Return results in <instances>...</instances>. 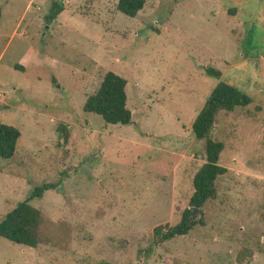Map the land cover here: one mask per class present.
Returning <instances> with one entry per match:
<instances>
[{
	"label": "rangeland",
	"instance_id": "rangeland-1",
	"mask_svg": "<svg viewBox=\"0 0 264 264\" xmlns=\"http://www.w3.org/2000/svg\"><path fill=\"white\" fill-rule=\"evenodd\" d=\"M118 1L0 0V122L22 133L0 158V217L57 184L31 202L42 243L0 237V264H264V0H148L134 17ZM108 71L128 81L129 124L84 110ZM220 81L252 98L217 120L228 171L205 225L155 245L190 206L193 123Z\"/></svg>",
	"mask_w": 264,
	"mask_h": 264
},
{
	"label": "trees",
	"instance_id": "trees-1",
	"mask_svg": "<svg viewBox=\"0 0 264 264\" xmlns=\"http://www.w3.org/2000/svg\"><path fill=\"white\" fill-rule=\"evenodd\" d=\"M148 0H119L118 10L134 17L145 7ZM53 13L48 16L52 21L64 7L56 3ZM16 67L23 68L17 64ZM210 75L220 78L222 72L218 68L208 67ZM128 81L114 71H108L103 77L98 89L88 96L84 110L101 115L108 123L129 124L133 112L128 107ZM252 98L239 87L226 81H220L213 89L205 104L199 111L194 123L193 131L196 137L205 141L206 161L193 178L194 192L181 220L171 225L169 223L157 225L154 228V244L163 243L177 236L189 234L197 225H205L203 217L194 212L193 208L202 209L204 205L216 196L217 181L228 168L220 164L224 143L214 136L217 120L222 111L231 112L237 107L245 106ZM60 136L67 141L69 131L63 124L59 127ZM21 130L11 124L0 122V158L12 159L16 152ZM56 183L45 182L32 190L29 197L19 202L12 210L0 217V237L12 242L37 247L42 243L44 234V215L31 202L41 198L48 189H55ZM98 264H116L101 260ZM140 264V263H136Z\"/></svg>",
	"mask_w": 264,
	"mask_h": 264
},
{
	"label": "water",
	"instance_id": "water-1",
	"mask_svg": "<svg viewBox=\"0 0 264 264\" xmlns=\"http://www.w3.org/2000/svg\"><path fill=\"white\" fill-rule=\"evenodd\" d=\"M193 210H194V212H196V213H197L198 211H201L202 209H200V208H197V207H194V208H193Z\"/></svg>",
	"mask_w": 264,
	"mask_h": 264
}]
</instances>
